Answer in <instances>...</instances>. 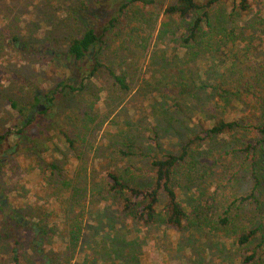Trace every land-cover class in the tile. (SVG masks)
I'll return each mask as SVG.
<instances>
[{
	"label": "rangeland",
	"instance_id": "rangeland-1",
	"mask_svg": "<svg viewBox=\"0 0 264 264\" xmlns=\"http://www.w3.org/2000/svg\"><path fill=\"white\" fill-rule=\"evenodd\" d=\"M154 1L121 15L99 54L103 67L83 90L72 93L59 86L48 110L40 113L28 110L34 92L40 104H49V90L71 75L63 55L69 39L85 25L107 24L112 0H0V8L8 4L0 12L5 37L0 44V134L11 130L0 151V264H42L37 250L51 264H264V244L256 249L255 263L245 261L258 241L241 246L235 235L222 236L206 227L190 232L195 241L189 245L187 232L143 226L124 212L121 197L111 189L109 173L136 171L140 183L148 185L153 157L177 153L188 139L203 138V128L213 121L241 115L236 104L214 101L210 85L223 68L217 58L199 57L184 65L187 51L178 37L182 27L163 25L170 0ZM230 7L229 1L213 6L214 31L242 34L238 50L249 42L255 56H262L264 0L253 3L251 12L236 22H229ZM17 32L42 53L12 50L7 38ZM107 67L126 75L127 91L114 83ZM179 68L194 74L187 79L188 88L177 79ZM10 100L25 107L24 113ZM27 114L31 123L16 133ZM254 136L256 144L262 135ZM249 140L251 135L242 132L206 144L195 140L189 151L197 150L196 161L187 158L185 163L192 170L190 181L175 184L185 203L196 200L205 206L210 222L229 216L236 226L230 235L264 225V141L258 146L263 156L254 158L257 165L261 160L257 170L263 173L257 174L261 184L254 188L251 150L240 149ZM78 213L83 229L78 245L70 249L66 225Z\"/></svg>",
	"mask_w": 264,
	"mask_h": 264
},
{
	"label": "trees",
	"instance_id": "trees-1",
	"mask_svg": "<svg viewBox=\"0 0 264 264\" xmlns=\"http://www.w3.org/2000/svg\"><path fill=\"white\" fill-rule=\"evenodd\" d=\"M220 1H229L231 3L230 13L228 14L229 22H236V18L248 15L251 12L253 3L258 0H170L163 10V25L168 27L170 23H178L179 27H182L178 37L180 47L187 51L182 59L184 65L190 60L192 61L199 57L217 58L219 61L218 65H222L223 68L213 79V84L210 85L214 101L221 105L236 104L241 107V115L239 118L232 120L217 119L208 128H203V138L196 135L194 138L188 139V142L177 153H167L153 157L150 160L151 176H149L148 185L140 183L139 179L141 176L136 171L131 172L133 174H125V176L123 174L109 173L108 177L111 189L122 199L124 212L132 218L140 220L143 226L150 228L153 226H165L171 227L176 232H187L189 245H193L195 241L193 233L190 232H198L206 227L208 231H213V233L221 231L222 236L229 235L232 238L235 235V243L241 246H252L255 241H258L252 246L250 254L245 258V261H253L252 263H255L256 249L264 244V225L260 223L252 224L240 233H237L236 230L235 234L230 235L234 233L236 226L233 225L234 221L230 220L229 216L218 217L217 222H210L211 217L206 214L205 206L200 201L195 202L196 200H192L185 203L180 199L175 189V184L177 183L180 186L183 179L187 182L190 181L192 170L191 167H186L185 163L187 158L191 159L193 163L196 161L195 158L197 157L195 156L197 155L194 153H198L197 150L192 153L189 151L191 144L195 140H204L206 144L221 135L234 134L235 132L251 135V140L245 144L244 148L240 149L251 150L250 170L254 179V188L259 187L261 184L257 174L263 173L257 170V166L260 167L262 163L259 160V165H257L254 162V158L255 155L263 156L260 153V149L258 150V146L262 147L264 141V54L256 57L255 52L248 44L249 42L238 50L242 41L240 38L242 34L234 33L232 30H226L221 33L214 31L213 6ZM154 2V0H112L110 6L112 12L107 24L100 27L85 25L80 35L69 39L63 55L65 59L69 60L71 75L65 81L61 80L49 90L50 97L47 99L49 104H40V99L34 92V102L29 105L28 110L33 112L39 110L40 113H45L59 86L69 89V92L72 93L83 90L86 82L103 67L99 54L105 43H107L109 34L119 22L121 15L132 7H146L154 4ZM2 5L0 12H6L8 4L3 2ZM74 11V17L78 19V11L76 9ZM216 16L217 19L215 21L218 24L220 23V18L218 15ZM2 17L5 19V16ZM223 21L225 23L228 22L227 19ZM23 37H26L25 33L20 34L17 32L11 34L7 38V44L16 52L26 50L30 53H42V49L36 48L33 43ZM4 40L5 37L0 33V44ZM236 53H239V55ZM248 55H251V57H248ZM226 57H232V60L226 62ZM90 59H93L91 65L87 63ZM247 59L252 64H247ZM107 70L114 83L122 91L129 89V82L125 74L116 73L109 67H107ZM248 71H251V75ZM192 75H194L192 71L184 74L182 68H179L177 79H182L185 87L188 88V80L192 79ZM66 81L75 82L77 85L67 84ZM179 95L182 94L179 93ZM10 104L21 114L24 113L25 107H22L16 100H10ZM31 121V115L27 114L25 120L21 123V128L16 133H22L23 127H27ZM9 132L11 130L0 134V151L4 147L6 136ZM255 133L261 134L262 138L256 140V144H253L252 139H255ZM65 139L71 143V139L68 136H65ZM184 168L188 172H181ZM250 197L253 199L254 194H251ZM257 208L262 209L259 204ZM229 224H232V226H228ZM82 229L83 215L78 213L71 217L66 225L68 248L73 249L78 245ZM35 234H37L36 231ZM39 238H43V234L39 235ZM12 252H16L15 247L12 248ZM36 253H38L42 264H51L50 259L45 260V258H42L43 256L41 257L39 250Z\"/></svg>",
	"mask_w": 264,
	"mask_h": 264
}]
</instances>
